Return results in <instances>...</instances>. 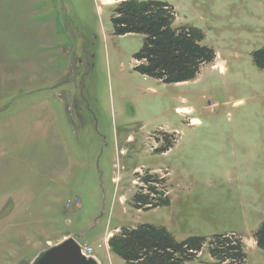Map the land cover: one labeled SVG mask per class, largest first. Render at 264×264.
Segmentation results:
<instances>
[{
  "label": "rangeland",
  "instance_id": "374dc122",
  "mask_svg": "<svg viewBox=\"0 0 264 264\" xmlns=\"http://www.w3.org/2000/svg\"><path fill=\"white\" fill-rule=\"evenodd\" d=\"M161 1L216 51L191 80L135 69L145 37L115 33L114 0H0V264L69 236L126 264L109 241L142 224L178 241L235 233L245 264H264V0ZM150 175L170 198L137 209ZM214 261L206 245L188 264Z\"/></svg>",
  "mask_w": 264,
  "mask_h": 264
},
{
  "label": "trees",
  "instance_id": "16d2710c",
  "mask_svg": "<svg viewBox=\"0 0 264 264\" xmlns=\"http://www.w3.org/2000/svg\"><path fill=\"white\" fill-rule=\"evenodd\" d=\"M114 1L117 2L112 16L115 33H141L145 37L142 48L135 54V69L142 74L166 83L188 81L198 75L203 65L216 59V51L203 44L201 30L174 26V7L168 2ZM254 59L264 69V48L254 52ZM165 144L161 151L172 147L173 138L167 139ZM153 178V175L144 178L148 185L147 193L135 194L133 205L137 209L156 208L167 202L165 196L158 198L151 195L157 193V187L149 185ZM121 230L109 242L112 251L121 256L126 264H188L199 256L206 245L215 264H245L247 258L244 240L235 233L217 234L211 238L190 236L178 241L164 226L142 224ZM254 238L257 246L264 250V221Z\"/></svg>",
  "mask_w": 264,
  "mask_h": 264
},
{
  "label": "water",
  "instance_id": "95a60500",
  "mask_svg": "<svg viewBox=\"0 0 264 264\" xmlns=\"http://www.w3.org/2000/svg\"><path fill=\"white\" fill-rule=\"evenodd\" d=\"M28 264H101L94 254H86L74 236L41 250Z\"/></svg>",
  "mask_w": 264,
  "mask_h": 264
},
{
  "label": "crops",
  "instance_id": "0c3cea01",
  "mask_svg": "<svg viewBox=\"0 0 264 264\" xmlns=\"http://www.w3.org/2000/svg\"><path fill=\"white\" fill-rule=\"evenodd\" d=\"M175 22V21H174ZM175 26V25H174ZM195 28V27H194ZM198 29V28H197ZM225 69H226V67H225ZM181 83V82H180ZM49 101V100H48ZM45 103L47 104V101H45ZM177 109H185V108H181V107H177ZM53 119H55V117L53 118ZM190 122L191 123H193V124H197V123H199V119L198 118H196V117H191L190 118ZM43 126H44V124H42L41 122H38V129H41V128H43ZM44 130H46V129H44ZM137 169H139V167H136L135 168V170H137ZM133 183H134V180H133ZM170 192H171V187H170V191H169V194H170ZM167 197V196H166ZM124 198V197H123ZM122 198V200L124 201V199ZM170 198V195H168V197H167V201H168V199ZM118 230H120V227H117V228H115V229H113V232H111L110 234H109V237L111 236V235H113L114 234V231H118ZM109 232V231H108ZM66 237V236H65ZM62 240H64V238L63 239H61L60 241H58V242H56L55 244H57V243H59V242H61ZM50 245H54V244H52V242L50 241L49 242V245L47 246V247H49ZM46 247V248H47ZM43 250V249H42ZM95 254V253H94ZM31 260H29V262H30Z\"/></svg>",
  "mask_w": 264,
  "mask_h": 264
},
{
  "label": "built area",
  "instance_id": "2783aa9c",
  "mask_svg": "<svg viewBox=\"0 0 264 264\" xmlns=\"http://www.w3.org/2000/svg\"><path fill=\"white\" fill-rule=\"evenodd\" d=\"M71 202V200L69 201V203ZM83 249L85 250V252L87 254H91L93 253L94 249L92 246H89V245H82Z\"/></svg>",
  "mask_w": 264,
  "mask_h": 264
},
{
  "label": "bare ground",
  "instance_id": "6f19581e",
  "mask_svg": "<svg viewBox=\"0 0 264 264\" xmlns=\"http://www.w3.org/2000/svg\"><path fill=\"white\" fill-rule=\"evenodd\" d=\"M109 1H111V0H109Z\"/></svg>",
  "mask_w": 264,
  "mask_h": 264
}]
</instances>
